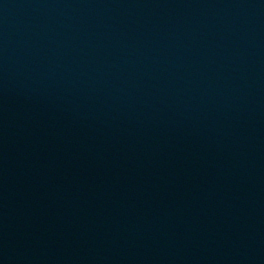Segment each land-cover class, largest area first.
Returning a JSON list of instances; mask_svg holds the SVG:
<instances>
[{
	"label": "water",
	"instance_id": "obj_1",
	"mask_svg": "<svg viewBox=\"0 0 264 264\" xmlns=\"http://www.w3.org/2000/svg\"><path fill=\"white\" fill-rule=\"evenodd\" d=\"M0 264H264V0H0Z\"/></svg>",
	"mask_w": 264,
	"mask_h": 264
}]
</instances>
